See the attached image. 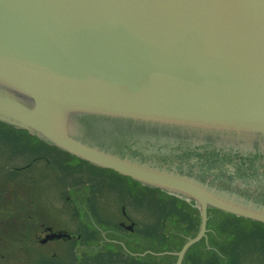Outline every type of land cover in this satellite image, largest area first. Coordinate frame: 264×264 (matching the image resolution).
I'll return each mask as SVG.
<instances>
[{"label":"water","instance_id":"95a60500","mask_svg":"<svg viewBox=\"0 0 264 264\" xmlns=\"http://www.w3.org/2000/svg\"><path fill=\"white\" fill-rule=\"evenodd\" d=\"M0 84L16 127L118 173L147 169L77 144L79 119L264 136V0H0ZM156 173L153 187L201 209L181 256L205 233L208 208L264 223L263 204Z\"/></svg>","mask_w":264,"mask_h":264},{"label":"rangeland","instance_id":"374dc122","mask_svg":"<svg viewBox=\"0 0 264 264\" xmlns=\"http://www.w3.org/2000/svg\"><path fill=\"white\" fill-rule=\"evenodd\" d=\"M13 137L14 143L21 142L18 134H13ZM177 151L180 149L171 151L174 152L172 163L169 164L171 169H177V172L212 188L217 187L221 191L264 205V159H240L239 156L229 157V152L218 155L208 150H203V153L191 152L185 156L176 154ZM45 155L51 177L55 163H59L61 168L59 173L56 172L61 183V193L60 196H54L61 199L63 229L69 227L73 231L72 225L75 223L72 224L71 216L75 213L76 225L85 226L87 232L92 234L91 239L78 241L77 249L71 251L74 254L68 255L66 260L65 255L70 254V248L75 246L64 245L67 250H62L60 264L68 263L70 256L73 257L75 253L78 260L87 259L91 264H111L107 260L109 257L104 262L98 260L97 255L111 251V257H115V253L128 257L129 254L124 253L116 244L119 242L125 243L132 254L145 255L147 259L153 257V264H176V256L180 259L186 245L199 236L201 210L194 201H186L163 191H147L140 186L128 184V181H118V176L113 173H100L64 155L58 160L48 149ZM153 158L162 166L157 155ZM220 163L228 164V167H221ZM103 177L109 178L111 183L96 186L97 180ZM54 189L52 182L46 180L47 203ZM117 194L122 195L121 202ZM90 196H95V199H89ZM122 205L126 216L135 222L132 235L123 232L118 226L119 220L123 219ZM206 219L205 230L208 233H204L197 243L185 250L182 264H264V223L212 208H208Z\"/></svg>","mask_w":264,"mask_h":264},{"label":"flooded vegetation","instance_id":"af4514ba","mask_svg":"<svg viewBox=\"0 0 264 264\" xmlns=\"http://www.w3.org/2000/svg\"><path fill=\"white\" fill-rule=\"evenodd\" d=\"M0 85L4 92L10 91L8 85ZM105 117H82L76 123L72 139L89 151L123 163H138V166L147 170L134 166L133 169H127V172L118 173L112 169L92 165L61 147L47 143L43 136H37L16 127L13 119L0 110V264H60L62 250L66 249L64 245L75 246L70 248L71 252L77 249L78 241L91 239L92 234L87 232L85 226L76 225L75 213L71 216L72 224L75 223L72 225L73 231L69 227L67 230L63 229L61 199H56L57 197L54 196H60L61 193V183L56 174L61 171V168L59 163L51 164L53 165L52 177L49 175L47 168L49 164L46 163L45 155L47 149L54 157L57 156L58 160L64 155L100 173L102 171L113 173L118 176L116 178L118 181H128V184L140 186L147 191L166 193L168 192L163 188L164 184L162 187L159 185V188L153 187V180L148 177H152L153 174L159 177L160 175L156 173L159 171L177 172V169L173 170L169 167L174 155L171 151L176 148L180 149L176 154L185 156L191 152L203 153V150H208L218 155L229 152V157L239 156L240 159L250 157L264 159V136H241V138L227 134L211 136L202 132L192 133L175 131L164 126L159 127L153 121L142 123ZM13 134H18L21 142L14 143ZM154 155L161 160L162 166L158 165L159 163L153 158ZM180 165L182 164L178 166ZM220 166L228 167V164L220 163ZM46 180L52 182L55 188L48 203L45 199ZM109 183H111L110 179L103 177L98 179L95 185L107 186ZM117 196L118 201L121 202L122 195L117 194ZM138 198L142 199L139 195ZM89 199L94 200L95 196H90ZM184 199L187 200V198ZM121 215L123 219L118 222L119 228L125 233L134 234L135 222L126 216L123 205ZM77 230L80 232L77 233ZM60 234L69 237L64 240L56 239ZM116 244L129 256L123 257L115 253V257H111L113 256L111 251H105L98 253L97 259L106 262V258L109 257L110 259L107 260L111 264H153V257L147 259L145 255L132 254L123 242ZM73 254L74 252L67 253L65 260L68 255ZM177 257L176 264H182L184 257L180 259ZM66 264H91V261L78 260L75 253L73 257L70 256Z\"/></svg>","mask_w":264,"mask_h":264}]
</instances>
